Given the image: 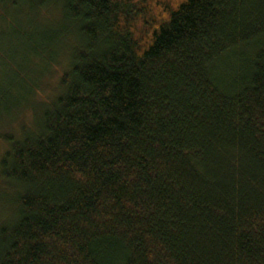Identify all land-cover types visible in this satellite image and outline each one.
Instances as JSON below:
<instances>
[{
    "label": "trees",
    "instance_id": "trees-1",
    "mask_svg": "<svg viewBox=\"0 0 264 264\" xmlns=\"http://www.w3.org/2000/svg\"><path fill=\"white\" fill-rule=\"evenodd\" d=\"M0 10L24 65L0 85V122L70 47L32 128L0 136V264H264V0Z\"/></svg>",
    "mask_w": 264,
    "mask_h": 264
},
{
    "label": "rangeland",
    "instance_id": "rangeland-1",
    "mask_svg": "<svg viewBox=\"0 0 264 264\" xmlns=\"http://www.w3.org/2000/svg\"><path fill=\"white\" fill-rule=\"evenodd\" d=\"M7 15L8 13L5 12L2 13L0 10V85H4L5 81L8 80L9 71L15 69L16 67L15 64L16 65L21 64L22 66H24L22 60H20L21 57H18L17 59L12 58L13 59L12 60L9 55L10 50L7 47L8 46L7 43L9 41L8 40L9 37L7 36L8 30L3 24V22H5L3 20L9 17ZM57 19H58V15L55 11L44 10L39 13L36 22L39 21L41 22V24L44 25V23L47 22L57 23ZM67 49H68L67 51L66 49L64 51L61 50V52H63L61 56V60L60 59L57 60L60 62H54L52 65L50 64L49 67H47L50 70L54 68L57 70V72H55V70L53 69L52 72H54V74L48 78H45L44 81L39 84L40 86L35 87L36 93L34 94V97L32 99L33 101L31 102L29 108L22 109L21 111H19L17 114L14 115L13 119L9 121L5 120L0 122V136L2 134H10V133L17 136L23 130V128L26 129L32 128L34 124V118H36V116L39 117L41 113L40 104L42 105L50 104L54 96L56 95V92L58 91V89L56 88L58 87V85L56 84L57 83L56 78L58 77V75H60L62 71V66L65 67L67 64L66 57L67 54H69L70 47H67ZM42 64L43 62H41L40 65L42 66ZM233 66H235V64H233ZM38 69L40 70V68ZM219 70L216 74L217 76L222 75L223 78L228 77L229 74L226 75L225 71L220 72ZM33 71H37V68L36 69L34 68ZM54 81L55 83H53ZM4 149L5 146L0 141V151L1 150L3 151ZM9 194H10L9 189L5 188V186L1 187L0 185V225L6 223L5 222L6 220L1 218H5L6 216L9 217L10 213L12 212L8 204L9 198L7 197Z\"/></svg>",
    "mask_w": 264,
    "mask_h": 264
}]
</instances>
